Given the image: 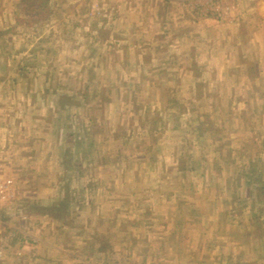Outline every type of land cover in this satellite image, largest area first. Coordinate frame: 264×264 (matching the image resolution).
Segmentation results:
<instances>
[{
  "label": "rangeland",
  "instance_id": "1",
  "mask_svg": "<svg viewBox=\"0 0 264 264\" xmlns=\"http://www.w3.org/2000/svg\"><path fill=\"white\" fill-rule=\"evenodd\" d=\"M74 1L55 0L40 11L35 0H0V122L10 135H0V150L16 147L10 128L21 123L38 135L39 147L31 169L25 164L15 174L14 163L6 162L20 194L0 212V264H255L252 234L264 229L250 225L254 198L241 196V204H233L225 177L234 171L233 161L247 163L256 148L246 154L236 147L222 156L218 147L210 154L206 141L195 147L196 86L189 73L184 70L183 82L176 83L175 67L163 70L154 58L158 68L146 67L145 76L135 63L141 52L106 47L112 40H149L143 32L127 36L132 21L120 18H143L150 12L145 5L107 4L105 11L119 15L113 24L118 36L104 37L109 42L102 48L95 35L83 32L102 23L94 16L95 0L84 9ZM192 1L189 15L200 21V31L225 28L230 0ZM83 10L90 20L80 24ZM189 15L179 31L191 25ZM77 25L82 33L72 31ZM172 57L164 60L181 59ZM22 73L38 84L18 80ZM144 77H150V97ZM138 88L149 98L144 109L130 106L128 95ZM169 94L183 110L166 111L174 106ZM204 104L196 100L202 111ZM67 194V212H54Z\"/></svg>",
  "mask_w": 264,
  "mask_h": 264
},
{
  "label": "crops",
  "instance_id": "2",
  "mask_svg": "<svg viewBox=\"0 0 264 264\" xmlns=\"http://www.w3.org/2000/svg\"><path fill=\"white\" fill-rule=\"evenodd\" d=\"M35 1L37 6L42 3L52 6L56 3L55 0ZM76 1L83 9L87 5V0ZM92 1L90 0V5ZM124 1L127 4H133V6L143 4L144 8L147 7L150 11L145 13L143 18H140V14L134 13H126L123 17L120 15V18L132 21L129 25L132 28L130 31L132 34H127V36H139V33L143 32V37L149 38V40L141 44L135 40L126 39L128 42L126 45L112 40L106 44V47L116 51L122 49L141 52L142 58H137L135 63L142 66L145 76L147 75L146 67L158 68L157 65L152 64L155 59L159 62V66L164 67L163 70L169 71L170 66L175 67L173 76L176 83H179V80L183 82L182 72L184 70L189 73L196 86V89L192 90L193 111L191 113L195 116L194 124L192 123L193 138L195 137L197 141L195 144L193 143L195 147L206 141L211 150L210 154L216 151L213 149L214 147H218L217 150L221 152L222 156L227 153V150L235 153L236 147L240 150H247L246 154L250 153V147L256 148L251 152L247 163L240 158L231 163L235 168L231 176L227 173L229 177H225L228 181V186L225 189H228L230 197L234 196L233 204L237 202L241 204L238 199L241 196L254 198L253 202L247 201L254 218L250 225L256 229H264V200L259 201L261 197L264 199V0H230L225 2L231 6L228 5L223 10V14L227 16L225 28L222 29L218 25L213 29L207 28V31H200V27H198L200 21L194 20L193 15H191L192 17L189 15L188 5L194 6L195 4L192 0H95L92 5L96 13L94 16L102 23L89 30L86 27L87 31H83L84 27L80 29V26L77 25L72 31H81V33L89 31L90 35L96 36V46L103 48L105 46L103 42L108 41L103 40L104 37L118 36L113 24L119 18L116 12H107L104 7L107 4L112 7L116 6V3L120 5ZM83 3L85 6L82 5ZM82 7L79 9L81 10ZM133 8L131 7V9ZM83 12L84 10L78 15L80 24L82 21L88 23L90 20V16ZM188 15L191 19L189 20L192 21L191 25H188L185 30L179 31L183 20H188ZM252 24L254 25L252 26ZM120 25L126 35L125 30H129L128 24L123 21ZM137 25L138 30L135 28ZM72 31L69 29V32ZM154 46H158V48L153 49ZM172 55L180 56L181 59L177 57L179 60L176 59L175 62L164 60V58L166 60L173 59ZM201 57L204 59L201 60ZM126 65L132 67L129 61ZM26 77H29L31 84H38V78L23 76V73L17 79L25 81ZM149 78L144 77L143 81L144 89H147L148 92ZM139 90L140 88L133 89L128 95L129 101H131L130 106L133 109H144L149 100L146 95L137 94ZM150 94L149 92V97ZM169 96L174 98V106L169 108L170 106L166 105L168 108L166 111L176 107L184 109V104L178 102L177 97L175 98L172 94ZM196 100L206 103L203 106L204 111L200 105H196ZM207 116L208 122L203 121L202 118ZM4 125L0 122V135L7 138L9 132ZM10 132L12 136H16V147L11 151L7 148L0 150V172L3 176L15 178L9 174L6 162L14 163L15 174H18L20 170L23 172L25 164L27 168L31 169L35 164V155H39L38 135L33 131L29 132L22 123L17 127L10 128ZM27 133L31 136L29 141L25 139ZM221 138L224 142L220 143L221 145H215L214 142ZM2 143L4 146L6 145L4 142ZM18 147L19 152L16 151ZM237 180H241L239 186L234 184ZM233 186L235 187L233 188ZM14 192V202H16L20 191L14 189ZM256 205L259 207L258 215L255 211ZM258 231V234H252V238L255 240L252 242L255 247L254 262L255 264H264V231ZM225 243H230V241L227 240ZM216 244L221 243L217 242ZM227 248L228 245L222 247L221 252L219 251L220 257L227 254Z\"/></svg>",
  "mask_w": 264,
  "mask_h": 264
},
{
  "label": "built area",
  "instance_id": "3",
  "mask_svg": "<svg viewBox=\"0 0 264 264\" xmlns=\"http://www.w3.org/2000/svg\"><path fill=\"white\" fill-rule=\"evenodd\" d=\"M15 183L12 177L3 176L0 172V212L15 199ZM3 242V222L0 219V244Z\"/></svg>",
  "mask_w": 264,
  "mask_h": 264
},
{
  "label": "trees",
  "instance_id": "4",
  "mask_svg": "<svg viewBox=\"0 0 264 264\" xmlns=\"http://www.w3.org/2000/svg\"><path fill=\"white\" fill-rule=\"evenodd\" d=\"M46 3V2H45ZM46 4L45 5H40V6H37V9L38 10H40V11H42V10H44V9H46ZM36 7V6H35ZM41 17V16H40ZM43 18V17H42ZM69 194H67V198H65L63 201H61V200H59V201H61V203H59V205L57 206V207H55V206H53L51 209L54 211V212H58V211H61V210H63L64 211V213H66L67 212V208H65L64 207V204H65V202L66 201H70L69 199ZM62 206H61V205ZM51 209H49V212H51L52 213V210Z\"/></svg>",
  "mask_w": 264,
  "mask_h": 264
}]
</instances>
